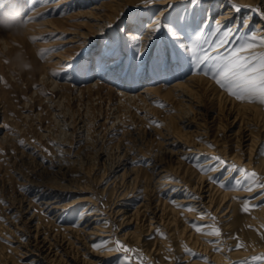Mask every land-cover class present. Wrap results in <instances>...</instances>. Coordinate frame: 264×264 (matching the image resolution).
I'll return each mask as SVG.
<instances>
[{"label": "rangeland", "instance_id": "1", "mask_svg": "<svg viewBox=\"0 0 264 264\" xmlns=\"http://www.w3.org/2000/svg\"><path fill=\"white\" fill-rule=\"evenodd\" d=\"M96 1L100 3L107 0ZM6 2L7 0H0V5H5L6 8L8 6ZM16 2L23 7L24 27L18 31L0 27V124L3 125L0 130V202H3L0 203V223L10 225L8 216L18 221L24 212L21 211L23 204L27 208L30 202H32L33 208L29 209L31 213L29 212L28 216L32 212L37 213V211L38 215L44 213L39 201H36L33 198L34 194L28 190L29 183L34 182L33 180H46L49 185L64 188V203H72L73 200L89 197L97 200L103 208L108 209L113 206L117 195L118 186L113 187L112 181L123 171L120 167L127 160L128 173L121 177L118 183L126 179L127 176L129 179L130 176L140 172V168H143V172L139 174L141 184L133 182L130 184V190L137 188L141 189L140 193H142V189L145 190L148 187V193L151 195L149 196L150 200L152 199L151 202L156 203L155 205L157 203L158 205L162 204L163 200H166L167 207H178L176 202L178 198L170 195L173 189L160 192L154 188L153 192L150 175L146 174L144 177V169L147 167L146 170L150 171L151 168L148 167L151 166L150 162L153 161L155 154L158 156L157 159L165 160L164 162L168 165L172 162L163 154L161 155L159 151V139H161L159 134H161L160 131L167 121L165 116L170 112L174 113L175 110L170 111L168 109L170 106L164 100L155 98L152 109L144 111L142 107L127 104L123 99L120 100L118 94V89H123V85L127 81V79L125 81L117 80L120 74L128 76L130 85H134L132 87L134 93H138L144 83L148 82L139 83L136 74L139 64V58L136 55L137 49L142 51L140 40L122 39L124 32L131 29L130 26H139L140 31L146 28L145 23L149 18L148 12L144 10L131 13L129 17L127 16L117 23L116 28L110 34L82 44L78 49L73 50L71 45L77 43H68L65 40L72 36L70 32L77 28L78 22L84 18L70 19L62 25L58 22L61 32L41 34L43 28L41 22L61 19L67 16V13H63V10L57 9V7H52L55 2L51 0H16ZM179 7L181 9L183 5L180 4ZM171 17L173 22L169 29L173 32L178 25L175 21L179 19V16L176 11H173ZM243 20L240 27L245 24ZM169 29L166 32L168 37L165 38L170 46L168 54H170L173 63H180L183 77H187L192 72H198L199 75H204L213 80L212 73L209 71L210 64L215 63H212V59L215 55L219 58L220 56L227 57L232 51L226 56H224L225 51L215 54V50L220 45L211 34L204 38L203 36H196L198 34L195 32L196 43L192 41L187 43L183 40L174 41ZM108 36L109 40L107 39ZM162 38L157 40L152 56L148 58V69L150 76L156 79L154 82L162 86H169L172 81L177 79L176 76L166 80L160 74L162 71L157 70L158 64L161 68L164 65L165 53ZM224 40L222 38L219 42L222 41L223 44ZM204 47L205 49L211 48L204 53L205 55L209 54V57L201 54L197 58L196 55L189 53L191 49L203 50ZM103 48L105 51H115L114 56L109 58L111 60L123 55L120 68L107 77L100 73L102 72ZM122 51L125 53L122 54ZM41 53L45 55L41 57ZM63 55H66L70 61H57L58 57ZM201 57L205 58L203 67L207 68H197ZM170 71L174 74L175 69ZM205 73L208 74L205 75ZM183 77L178 78L182 79ZM114 80L123 81V85L113 84ZM227 130L219 133L212 132L217 139H220L218 144L221 148ZM3 135L5 136L4 140L2 139ZM58 141L67 145L60 149ZM228 142L233 143L234 140H228ZM205 143L207 145L201 157L197 155L182 157L183 162L185 161V167L189 170L187 173L189 177L191 176L190 171L208 174L213 170V167L219 166L218 161L213 167L206 165L205 168L202 165L205 158L215 156L226 163H224L225 165L216 179L213 178V182L217 186L228 191L245 190L250 182L242 178L243 173L239 170L257 173L260 183H264V171L245 165L247 161L242 164L229 162V160H225L223 154L211 153V148L215 147L213 143ZM229 148L231 150L233 146L231 145ZM261 150H264V144L261 146ZM125 152L126 154H124ZM233 166L237 171H232L233 175L226 180L227 183L223 182L222 179L231 173ZM114 168L118 172L115 173ZM183 169L185 171V168ZM253 188H256V185H253ZM262 192L256 191L252 195L244 196L232 194L231 198L238 205L236 215L225 222L223 217H220L221 213H217L209 217L213 221L207 222L210 224L206 229L204 227L206 223L198 221L206 218V213L203 210L204 213L196 214L194 219L187 218L184 213L179 214V218L173 216L170 220L169 230L166 227H156L149 230L148 220L147 218L145 220L144 216L142 218L134 216L132 224L128 219L124 220L123 215L112 216L107 223L112 226L115 235L113 245L108 246L107 239H105L100 244L94 245L91 250L96 254L116 250V242L119 241L121 245L131 251L127 253L122 250L116 251L117 253L108 259L110 261L107 264H184L186 262L183 261L184 257H187L191 262L196 261L197 264H205L209 259V253L205 252L202 245L208 242V237H206L208 235L203 233L210 232L211 226L215 225L220 229L221 235L219 237L227 246L225 250L236 251L237 255L242 256L250 248L264 243V227L256 229V225H251L246 219L250 211L258 207L257 204L251 203V199ZM138 199L141 198L135 199L136 205ZM25 200L26 202H24ZM219 202L220 198L217 199L216 203ZM8 204L9 206L13 204L16 207L13 209L11 207L6 208ZM81 206L82 203H77V206L72 207L69 210V218L76 220ZM159 206V208H163V204ZM185 206L189 208V206ZM245 207H247V211L243 210ZM144 213L150 215L149 210ZM169 215L171 216L170 213ZM51 216L44 215V218L49 220ZM138 221L142 222L139 224L142 226L136 229L135 226ZM186 227L191 232L194 231L198 240H193L189 235L190 233H184ZM197 227L201 229V232H197ZM12 230L14 232L12 234L22 240H26L27 234L31 233L27 224L25 232L19 233L14 225H12ZM127 231L133 233L124 236L123 234ZM6 236L11 237L9 232ZM3 243L10 244L13 242L0 237V247ZM13 244L17 245L16 243ZM232 244L234 245L231 246ZM185 248L190 249L196 255H189L185 252ZM217 250V248L211 249V251ZM86 257L97 260L95 255L89 253L86 254ZM256 257H264V254H259ZM252 262L253 258L248 260L237 259L231 264H252ZM256 264H264V261L256 262Z\"/></svg>", "mask_w": 264, "mask_h": 264}, {"label": "bare ground", "instance_id": "2", "mask_svg": "<svg viewBox=\"0 0 264 264\" xmlns=\"http://www.w3.org/2000/svg\"><path fill=\"white\" fill-rule=\"evenodd\" d=\"M51 1L55 2L52 7L63 10V13H67V16L61 19H53L49 22H41L43 28L40 33L61 32L58 22L62 25V23L70 19L84 18V20L78 22L79 26L70 32L72 36L65 40L68 43H77L76 45H71L73 50L78 49L82 44L110 34L116 28V24L127 16L129 17L131 13L144 10L148 12L149 18L146 20L145 29L140 31L139 26H130L131 29L126 30L122 37L124 40L127 38L140 40L144 55L143 57H138L139 64L137 63L136 74L139 83L148 82L144 83L138 93L132 92L134 85H130L131 83L126 75L120 74V77L117 79L119 81L120 79L123 81L127 79L125 85H123V81L118 82L117 80H114L113 84L123 85V89H118V94L120 100H125L124 102L127 104L142 107L144 111H150L154 99L158 98L164 100L170 106L168 108L170 111L175 110L174 113L170 112L165 116L167 117V121L164 128L160 131L161 134H159L161 135V139H159V151L161 155L163 154L172 162L168 165L164 162L165 160L157 159V154L153 152L155 155L153 156V161L150 162L151 166L148 167L151 169L150 171L146 170L147 167L144 169V177L146 174L150 175L152 191L154 188L160 192L173 189L170 195L178 198H175L178 207H167V201L163 200V208H159V205L162 204L158 205L157 203L155 205L156 203L151 202L152 199L150 200L149 196L151 195L148 193V187L145 190L142 189V193H140L141 189L133 188V190H130V184L133 182L135 184L140 183L141 176L139 174L143 172V168H140L142 171L140 170V172L130 176L129 179L127 176L126 179L118 183L119 179L128 173V167H126L128 160L120 167L123 171L112 181L114 183L113 187L118 186V188L116 189V200L113 202V206L108 209L103 208L97 200L89 197L73 200L71 201L72 203H64V188L49 185L46 180H33L34 182L29 183L28 190L31 194H34V197H32L36 201H39V205L44 213L38 215L37 211V213L32 212L28 216L29 209L33 208V204L30 202L27 208L25 204H23V208L20 205L21 211L24 212L22 216L20 215L21 217L18 221L8 216L7 218H10L8 220L10 225L0 223V237H4L17 244L3 243L1 245L0 264H107L110 261L108 259L117 253L115 249L101 254H96L91 249L94 245L100 244L105 239H107L108 246L113 245L115 235L112 226L107 223L110 217L123 215L124 220L128 219L132 224L134 216H140L141 218L144 216L145 220L146 218L148 220V223H146L150 228L149 230L156 227H166L168 229L173 216L179 218V214L184 213L187 218L194 219L196 214L205 211L206 218L198 221L206 223L204 225L206 229L210 224L207 222L213 221L209 217L217 213H221L220 217H223V221L225 222H228L236 215L238 205L231 198L232 194L244 196L252 195L256 191H263L251 199V203L257 204L258 207L250 211L249 215L246 214V219L251 225H256V229L264 227V188L256 185V188H253L252 191H247L246 189L228 191L213 182V178L215 177L216 179V176L226 163L215 166L214 164L217 162L213 159L215 156H210L204 159L205 161L202 165L205 168L206 165L211 167L214 165L213 170L208 174L192 173L190 171L191 176L189 177L187 174L189 170L185 167V161L183 162L182 160V157L187 158L192 157V155L201 157L207 145L205 142H211L215 147L211 148L212 152H209L218 155L219 153L223 154L225 160H229V162L233 161L242 164L247 161L245 165L252 166L259 171H264V150L260 151L261 146L264 144V105L241 102L218 87L214 80L204 75H199L198 72H192L187 77H183L180 63H173L170 54L168 55L171 67L166 71L161 70L162 72L160 73L166 80H170V78L176 76L177 79L172 81L169 86H162L154 82L156 79L150 76L148 69V58L152 56L151 54L158 39L163 37L164 53L165 51L168 53V50H170L169 42L165 38L168 37L166 36V32H168L173 22L171 17L173 11H176V14L179 16V19L175 21L178 25H176L173 31L177 35L171 36L174 41L183 40L187 43L191 41L196 43V36L206 38V36L211 34L218 40L217 42L220 45L215 50V54L225 51V55H223L226 56L230 51L240 49L245 43H253L256 46L251 52H243V55L264 54V45L259 44V41L264 38V0H200L198 4L191 3V0H150V2L149 0H107L100 3L96 0ZM180 4L183 5L181 9H179ZM237 6L239 7V11L236 10ZM49 8L47 9L49 10ZM69 11H72V13H69ZM177 11L179 12L177 13ZM243 18H246V20H243ZM242 20L245 21V24L243 27H240ZM153 28H158L159 30L153 32ZM195 32L198 35L194 36ZM252 37H256V41H253ZM222 38L225 39L223 44L222 41L219 42ZM107 39L109 40V36ZM190 45H193V43H190ZM205 47L203 50L191 49L189 53L196 55L197 58L201 54L209 57V54L205 55L204 53L211 48L205 49ZM103 49L104 53L101 60L102 72L100 73L107 77L120 68L123 55L115 60H111L109 58L114 56L115 51H110V53L109 51H105V48ZM119 49H121L120 46ZM124 53L122 51V54ZM215 57L219 58V56L215 55L212 63L217 62V58ZM220 58L223 57L220 56ZM107 59L109 61L105 62ZM57 61H70V59L66 55H63L59 56ZM205 61L199 64L197 68L203 67ZM212 65L210 64V66ZM171 69H175L174 74L170 71ZM178 77L183 78L179 79ZM2 127L3 125L0 124V130ZM226 129L228 130L224 135V141H222L224 147L222 144L221 148L218 144L220 143V139H217L212 132H224ZM4 138L5 136L3 135L2 139L4 140ZM228 140H234V142L229 143ZM58 143L60 144V149L67 145L60 141ZM231 145L233 149L230 150L229 147ZM183 168H185V171ZM113 171L115 173L118 172L115 168ZM232 175L233 172L231 170V173H228L222 179L223 182H226ZM65 186L67 187V185ZM137 197L141 199H138V204L136 205L134 201ZM218 198H220V202L217 204ZM77 203H82V206L75 220L69 218V210L77 206ZM185 205L189 206V208H186ZM10 207L13 209L16 206L13 204L9 206L8 204L6 208ZM189 209L192 210L189 211ZM146 210L150 211V215L144 213ZM44 215L48 217L52 216L49 220H45ZM141 223L138 221L135 228L141 227L142 225H139ZM26 224L30 227L31 232L30 234L26 233L28 235L26 240H22L20 237L12 234V225L21 233L25 232ZM188 228H185L184 233H190L189 235L193 240H198L196 238L198 236L195 235L194 231L191 232ZM8 232L11 237L6 236ZM132 233V231H127L123 235L126 236ZM20 236L22 237V235ZM206 237H208V242L203 243L202 246L205 252L209 253V259H207L205 264H231L237 259L248 260L259 254H264V243H262L263 245L250 248L240 256L237 255L236 251L225 250L227 246L223 244L222 238L212 235ZM213 248H217L218 250L211 251ZM88 253L93 256L95 255L97 260L86 257ZM183 261H186L184 264L198 263L196 261H189L187 257H184Z\"/></svg>", "mask_w": 264, "mask_h": 264}, {"label": "snow or ice", "instance_id": "3", "mask_svg": "<svg viewBox=\"0 0 264 264\" xmlns=\"http://www.w3.org/2000/svg\"><path fill=\"white\" fill-rule=\"evenodd\" d=\"M150 2V0H149ZM200 0H191V3L198 4ZM239 11V7H236ZM158 28H153V32L158 31ZM171 35L175 36L177 33L171 32ZM253 41H256V37H252ZM259 44L264 45V38L259 41ZM256 45L253 43H245L240 49L233 50L229 56L224 58H217V62L214 63L209 71L212 73V78L214 82L222 90L226 91L230 96L241 102L248 103H259L264 105V54L259 55H243V52H251V50ZM141 47H143L141 45ZM45 54L41 53V57ZM137 57H143L144 53L140 49H137ZM205 58L201 57L198 64L204 63ZM171 67L170 57L165 51L164 65L163 68L158 64L157 70H168ZM208 73H205L207 75ZM21 143H23L21 141ZM218 161L221 165L225 162L219 157L213 158ZM232 171H237L235 166L232 167ZM243 173L242 178L249 181L246 190L252 191L253 185H257L264 188V183H260L259 177L255 172H247L246 170H239ZM3 203V202H0ZM192 209H189L191 211ZM247 211V207L243 209ZM197 232H201L199 227L196 228ZM204 235H212L219 237L221 235L220 229L211 226L210 232L203 233ZM99 247V246H97ZM124 251L125 253L131 251L120 244L119 241L116 242V251ZM185 252L189 255H196L192 253L190 249L185 248ZM264 261V257H254L252 264L256 262Z\"/></svg>", "mask_w": 264, "mask_h": 264}, {"label": "clouds", "instance_id": "4", "mask_svg": "<svg viewBox=\"0 0 264 264\" xmlns=\"http://www.w3.org/2000/svg\"><path fill=\"white\" fill-rule=\"evenodd\" d=\"M7 7L0 6V27L18 31L24 27L23 7L16 0H7Z\"/></svg>", "mask_w": 264, "mask_h": 264}]
</instances>
